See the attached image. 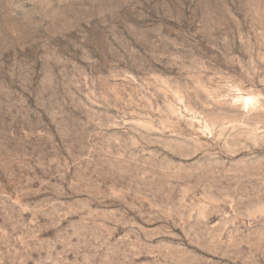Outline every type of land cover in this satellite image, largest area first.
Returning <instances> with one entry per match:
<instances>
[{"label": "rangeland", "instance_id": "rangeland-1", "mask_svg": "<svg viewBox=\"0 0 264 264\" xmlns=\"http://www.w3.org/2000/svg\"><path fill=\"white\" fill-rule=\"evenodd\" d=\"M0 264H264V0H0Z\"/></svg>", "mask_w": 264, "mask_h": 264}]
</instances>
